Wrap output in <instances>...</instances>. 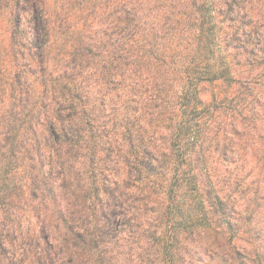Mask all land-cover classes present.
Listing matches in <instances>:
<instances>
[{
  "label": "trees",
  "instance_id": "trees-1",
  "mask_svg": "<svg viewBox=\"0 0 264 264\" xmlns=\"http://www.w3.org/2000/svg\"><path fill=\"white\" fill-rule=\"evenodd\" d=\"M0 264H264V0H0Z\"/></svg>",
  "mask_w": 264,
  "mask_h": 264
}]
</instances>
